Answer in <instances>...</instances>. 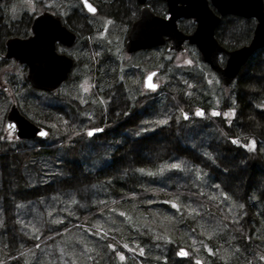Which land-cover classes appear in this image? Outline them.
I'll use <instances>...</instances> for the list:
<instances>
[{
	"label": "trees",
	"instance_id": "16d2710c",
	"mask_svg": "<svg viewBox=\"0 0 264 264\" xmlns=\"http://www.w3.org/2000/svg\"><path fill=\"white\" fill-rule=\"evenodd\" d=\"M113 2L117 3L115 0ZM120 2L119 5L113 4L111 6L112 9L117 15L128 16L130 9L128 0H120ZM64 10H67L66 6H64ZM166 10L167 8L164 4V8L160 6L155 11L162 13ZM5 12L6 9H4V16L1 20L4 25H7L5 22H29L25 29L18 28L16 30L10 26L11 35L4 34L3 29L0 32V60L8 62L9 60L5 59L6 57L2 59L4 53L6 54L3 38L5 36H8L7 38L12 36L25 37L30 33L32 18L11 20L6 17ZM232 19L234 22L231 23ZM180 22L181 28L186 32H191L195 26L192 19H183ZM97 23L104 28L101 33L104 36L108 29L107 26L104 25V22ZM255 25L256 20L254 18L246 19L227 15L222 18L216 31V37L225 47L230 49L238 48L250 41ZM74 32H76V29ZM118 38L120 37L118 36ZM86 46L93 49L91 43L86 44ZM75 50L68 49L66 53L72 55L78 62ZM142 54L150 55V58H143V61H145L143 62L144 65H148L150 68L158 65L157 60L154 61V57H151V51L145 50ZM80 56L82 57V55ZM101 58L99 54L94 62L101 60ZM133 62L128 63V65L131 66ZM78 66L79 64L76 66L68 83L70 80L82 77V72L79 76L75 74V71L78 72L80 70ZM207 66L204 65L206 69L211 70ZM246 66L249 68L248 71L240 74L231 84L228 97L222 96V98H219V96L215 95L219 99L217 101L213 95L214 89L210 88L205 81L204 72H201L203 76L194 71L196 75L189 71H186V73L179 71V74L171 65L168 85L162 86L154 95L142 96L136 92L137 90L139 91V88L135 90L131 86L132 83L135 86L140 83L133 81V77L137 76L136 74H141L138 70H133V74L128 73L125 75V81L119 82L120 77L115 69L110 70L108 68L107 70L96 62L93 68L89 67V70L86 63V70L88 69L87 72L92 75L91 77L95 81L94 92L87 98L89 99V104L93 106L91 110H84L80 105L71 102V99L77 100L78 96L71 94L70 97L61 99L62 95L60 92L62 93V90H60L58 95L54 96L34 89L25 79V82H22L9 78L10 85L2 86L3 80L1 77L5 74L1 72L0 137H5L4 122L1 114L2 110H4L2 105H5L6 100H11L12 103L16 102L20 111L31 121L41 124L40 119L46 120L49 118L52 121L51 125H55L57 130L62 132L61 135H56L49 128L52 132L50 138L44 143L17 140L14 137L12 140L7 135L6 139H10L12 148L8 146L10 145L9 142L7 145L3 139H0V157L5 155L14 164V168L11 169L14 187L19 192L29 187L31 193H35L42 182H46V184L40 187H51V182H54L53 189L55 188L58 193L59 191L63 194L67 192L66 197L68 199L73 198L72 200L76 201L79 198L81 201L82 198H86L85 194L87 193L89 198L85 207L76 208L73 212V215L77 218L71 217L62 226H59L58 218L53 223L50 219L55 213L53 209L59 205V200H56L59 197L57 193L54 194L51 191L46 195L40 196L38 202L34 199H30L27 202L21 200L17 202L15 213L21 208H28L29 212L25 214L27 218H24L25 222L22 225L20 218L17 219L18 221L12 219V226L17 232L16 235L19 236L13 242L11 239L16 237V235L5 232L6 218L3 213V218L0 221V264H36V258L32 259L33 256L30 254L38 249L41 250L45 245L60 238L67 231L73 230L77 221H81L84 223L83 225H88L92 218L100 212H119L122 210L135 217H133V224L117 225L115 231L106 236L101 242H93L96 245L97 252L95 256L91 257L92 263L96 264L97 260L105 256L104 264H164L166 262V253L171 250V253L175 252L177 258L185 260L187 264H196L197 261H200L199 259L203 261V264H248L249 260V264H264V259H262L264 257V197L258 196L257 193L252 194L253 197L255 196L251 199L253 214H250L248 208L243 204V211L247 213V222L253 228L250 230L246 221L241 222L242 224L233 221L232 212L229 211L233 207L227 205L228 202L225 201V197L218 199L213 195L210 196L208 192L206 193L200 189L201 186L194 185V178L183 180L180 175L182 174L180 168L172 169L168 167L171 164H177L176 157L175 159L172 158L173 162L164 163L165 169L162 170L160 162H155L153 158L151 159L142 153H136L135 156L131 157L130 153H128L127 158L129 159L127 161H130V167L126 165L124 170L112 168L108 170L107 168L112 154L118 153L125 145L142 141L141 146H144L147 140L151 141L150 143H156L157 140L151 139L149 135L168 129L167 131L170 133L176 132L183 144L192 146V144L198 143V149H205L206 152H208L210 142L215 140L220 141V145L223 148L238 150V152L241 150L232 144L231 137L239 136L245 140H254L257 142V149L248 154L250 157L248 162L249 165H255L258 170H264V48L257 51ZM86 70L84 69V72ZM129 75H131V79ZM197 75L198 84L196 83L194 87H189L192 83L195 84L193 79ZM11 80H14V82H11ZM121 83L123 84L121 85ZM221 89L223 87L219 85V90ZM216 90L218 92L217 87ZM9 94L11 97H8ZM34 95L38 96L37 98H39L43 106L37 105L36 101L38 100L35 99ZM120 97L123 103L122 117L108 120L106 110L109 111V108L113 109L115 107L114 104L117 103L116 101ZM16 99L18 100L16 101ZM54 99L64 104L65 114L64 112L57 113L49 107V104H55L56 101ZM237 99L240 103L235 104L238 108L240 119L238 118L235 121V128H231L228 121L222 118V115L213 116L209 114L212 109L219 107L215 105L216 101L219 105L221 104L220 108L222 111L228 102ZM205 100L214 103L206 105L207 101ZM19 102L30 108L29 114L25 107L19 105ZM105 104L108 105V108ZM145 106L150 108V114L144 115V119L138 121L132 127L126 126L127 131L123 130L126 135H121L119 132L116 137L107 136V134L112 133L110 132L111 129L114 130L120 122L127 120L133 114L142 112ZM202 109L205 110L204 119L196 115V112ZM88 111L93 116L91 121H87L89 117ZM32 112L35 116L32 115ZM184 114H187L189 119L185 120L183 118ZM64 118L66 122L68 120L67 123L63 122ZM161 120H167L168 123L160 125L158 122ZM242 126H248V129L243 130ZM88 129L99 130L98 134L101 135V138L97 140L93 139V137L89 138L87 136ZM101 129H103L102 132ZM126 136H129L131 141L133 140L132 143L128 142ZM28 144L35 145L30 146ZM120 145H122L121 148ZM195 148H197L196 144ZM102 152L109 156L108 160L104 159V157L102 158ZM57 160H61L58 165H60L59 167L65 166L66 171L69 170V166L66 165L69 162L78 164V172L73 177H76L78 181L82 180V182L84 179L85 184L81 182L72 183L66 177L63 179L58 177L55 181L49 179L48 177H53L49 173L54 166L49 168L48 164L50 161L56 163ZM42 161L44 162L41 163ZM88 162H90V165L86 166L85 164H88ZM96 164L101 165L95 166ZM188 164L193 169L190 161ZM56 168L58 167L56 166ZM238 170L236 171L237 173L242 171V169ZM1 175L0 171V179L2 178ZM234 177L236 176L234 175ZM178 178L182 181L178 182ZM0 183L2 184L1 180ZM89 190L92 193H89ZM95 193L96 199L94 198ZM154 197L158 198L153 199ZM3 198L2 186L0 185V202ZM150 198H152V201H149ZM187 198L198 205V210L196 212L192 211L193 214L181 206L179 202L180 199L185 200ZM3 204L4 201L3 203L1 202L0 209L5 211ZM173 205L176 206L173 207ZM203 220L213 223L217 227L215 237L214 235L213 237L207 235L208 226L202 222ZM146 236L149 237V241H147L148 237ZM254 236L256 239H254ZM138 237L141 238L140 242L135 241ZM247 237H250L249 241H246ZM229 238L231 240L230 246L238 249H245L246 246L251 245L255 255L247 250L246 253L242 252L239 258L234 259V261H226L221 254L224 248L223 243L228 242ZM85 243L91 245L92 242L84 239ZM109 245H112V247H109ZM125 245L129 248L124 247ZM195 245H201V247L196 249ZM180 249L187 251L188 256H179L178 251ZM120 254L124 256L123 260H121ZM207 257L209 258V263L207 262Z\"/></svg>",
	"mask_w": 264,
	"mask_h": 264
},
{
	"label": "rangeland",
	"instance_id": "374dc122",
	"mask_svg": "<svg viewBox=\"0 0 264 264\" xmlns=\"http://www.w3.org/2000/svg\"><path fill=\"white\" fill-rule=\"evenodd\" d=\"M102 1L103 0H94L96 4L98 5L101 4L102 11H100L99 13L95 15L90 14L89 19H91V22H83L84 18L81 12L86 13V11L81 8V4L79 3L78 0H9V1L0 3V32L3 29L4 34H7V35L12 34L11 31L9 30L10 26L16 30L18 28L25 29L27 25H29V22H5L7 23V25H4L3 24L4 22H1L2 17L4 16L3 14L4 9H6V12H5L6 17H8V19H11V20H18V19L25 20L26 18L28 17L30 18L35 13L41 12L45 10L46 8H52L59 14H60V11H64L67 14H70L73 10L76 11L78 18L80 20L74 16L73 19L75 20L77 19L78 22L77 21L70 22V24L73 26L74 30L76 29V32L80 35V39H81L77 43H75L74 47H76L75 55L77 56V59L79 62V63L77 62V65L79 64L78 67L80 69L78 72L75 71V74L79 76L80 73L82 72V77L70 80L69 83L67 82L68 83L67 85L61 87L60 90H62V93L60 92V94L62 95L61 99H64L65 97H70L71 94L78 96L79 98H76L77 100L71 99L72 100L71 102H73L74 104L80 105V107H83L84 110H91L93 107L92 104H89V99L87 98L90 97V95H92L94 92L95 81H93L91 77L92 75H90V73H88L87 71L88 69L90 70L89 67L93 68L96 62H98V64H100L102 67L106 68L107 70L108 68H110V70L115 69L120 77L119 82H123L125 81V75H127L128 73L133 74L134 72V71L132 72V70L129 69L130 65H128V63L135 61L136 62L135 68H137V70L141 74L139 78L136 76L135 78L133 77V81H138L140 83L139 85H136V86L134 83H132L131 86L135 90L139 88V91L137 90L136 92H138L141 95H145V96H149L153 92L148 91L144 88V85H143L144 75L148 72L156 71V69H160L161 67L160 64H158L157 66L151 69L148 65H144L143 62L145 61H143V58H150V55L142 54V52L145 50L136 52L137 53L136 55L134 54L129 55L127 53L125 55L123 52L124 38L130 27L129 23L132 22L133 19H136L138 17L137 7L135 6L134 1L128 0V4H129L128 7H130L128 16H121L122 14L117 15L115 13L114 9H112L111 7L114 4L113 2L114 0H106L110 3H106V1L104 0L103 1L104 5ZM119 3L120 2L118 0V5ZM64 6L67 7L66 11L64 10ZM60 15L62 16V14ZM102 18L105 19L104 25H106L108 28L104 36L101 35V33L104 31V28L100 27L98 23L94 21V20H98ZM116 19H118L119 22L114 21ZM232 22H234L233 19L231 20V23ZM118 36L120 38H118ZM7 37L8 36H5L3 38L4 43H5V40L8 39ZM90 43L93 46V49L87 48L86 44H90ZM84 45L85 47L83 48ZM71 48L72 47L69 48V47H65L61 45L60 51L66 52L68 49H71ZM99 54L102 57L101 60L99 61L96 60V62H94L96 56H98ZM80 55H82V57ZM172 55L173 56H171V60L168 58H165L164 60L165 62H168V65H167L168 67H166L165 70L163 71L161 70L162 72L160 71L158 76H156L155 78V81H157L160 84V86L168 85L170 81V68H171L170 66L172 65V67H174V70L177 71V73H179V71L185 72V73L186 71H189L193 75H196L194 72L198 74H202L201 72H204L205 73L204 77H205V81L207 85L210 88L214 89V92H213L214 98H216L217 101L219 99L215 95L219 96V98L220 97L222 98L223 95L219 94L221 91L219 90V85L220 87H222L221 80L218 79L217 75H215L211 70H209L208 68L206 69L204 67V65L206 64L201 61L199 57L200 53L198 52L196 48L193 49V47L191 48L188 47L186 52H179V53L177 52ZM152 56L154 57V61L160 60L159 52L158 54L157 53L155 54V56H157L155 57L154 52L151 51V57ZM4 58H5V53H4V56H2V59ZM7 60L9 61L7 62L6 60H0V63L2 64L0 66V73L3 72L5 74L3 77H1L3 80L2 86L10 85L9 78H14L15 80L17 79V81L25 82L24 79L27 80L26 74L28 72L27 65L21 64L17 59H13V58L7 59ZM86 63L88 65L87 70H86ZM19 66H22V67H19ZM84 69L86 70L85 72H84ZM248 69L249 68L247 66L243 67L240 73L238 74V76L242 73H246ZM9 75H11V77H9ZM130 76L131 75H129V78ZM194 78L195 79H193V82L195 84L192 83V85H190L189 87L191 86L194 87L196 83L198 84L199 82L197 80L198 75L195 76ZM11 82H14V80H11ZM216 87L218 88V92L216 90ZM8 97H11V95L9 94ZM34 97L35 99L38 100L36 101L37 105L38 104L42 105L39 101V98H37L38 96L34 95ZM17 100L18 99H16V101ZM54 101H56L55 104H52V105L49 104V107L54 109L55 112L57 113L64 112L65 114L66 109L63 106L64 104L55 99ZM217 101L215 102V105H218L219 107L212 109L209 113L210 115H213V116L222 115V118L226 120H230L232 117L235 116V111H232L229 108H226L221 111L220 110L221 104L219 105ZM213 103L208 102V104L210 105H212ZM11 105H12V101L6 100L5 105L4 106L2 105L4 110H2V114H1V116L3 117L2 121L4 122V129H5L4 131L6 132L3 140L5 141L7 145L9 142L10 145L8 146H10V148H12L13 146L11 145L9 141L10 139H6L7 137L6 134L8 130L6 127L5 119H6V115ZM19 105L21 107H25V104L22 102L21 103L19 102ZM105 105L108 108V105L107 104ZM114 106L115 107L113 109L109 108V111L106 110L107 115H108V120H111L110 118L122 117L121 110L123 106L119 104L118 102L115 103ZM25 109L28 111V114H29L30 108L25 107ZM150 111H151L150 108L148 106H145L142 109V112L140 113L137 112L133 114L127 120L125 121L123 120L122 123L120 122L114 130L111 129L110 132L112 133L109 132L110 134H107V136L116 137L117 136L116 134L119 132L121 133V135H126V132L123 131V130L127 131L126 126L132 127L138 121L143 120L144 115H149ZM88 114H89V117L87 121H91V118L93 116L91 112H89ZM32 115L35 116L33 112H32ZM65 121L66 119L64 118L63 122ZM51 122L52 121L51 119L49 120V118L46 120L40 119V123H41L40 125H43L47 128H51V130H53L56 133V135L58 134L61 135L62 132L57 130L56 127H53L51 125ZM247 129H248V126L243 128V130H247ZM93 130H96V129H93ZM102 130L103 129H101V132ZM167 130L168 129L163 130V132L159 131L157 133H153V135H149L151 139L152 138L156 139L157 142L150 143L151 141L149 142L148 140L147 141L145 140L146 142L144 146H141L142 141H139L133 144L132 143L133 140L131 141L129 136H126V138L128 139V142L132 144L125 145L126 148L120 145V148L122 147L121 150L116 154H112L110 158L111 160L110 164L109 166H107L108 170L110 168L116 169V170H122V169L124 170L126 165L130 167L131 165L129 163L130 161H127V159H129L127 158L128 153H130L131 157L135 156L136 153L145 154L151 159L153 158L155 162L156 161L160 162V166L162 170L165 169L164 167L165 165H163L164 163H169L170 161L173 162L174 160H172V158L175 159L176 157V162L177 164L180 165V171H182V174L180 175H181V178H183V180L188 179V178H194L193 180L195 183L194 185L197 184L201 186L200 189H202L206 193L208 192L210 196L213 195L218 199H222L221 197L223 198L225 197L224 198L225 201L228 202L227 205L234 208V209L232 208L229 210L230 212H232L231 216L233 218V221L240 222V223L241 222L243 223L244 221H246V223L249 226L248 228L250 230L253 229L251 227V224L247 222V219H246L247 213L243 211V208H244L243 204L248 208L249 213L253 214L251 210V204H252L251 199L254 198L255 196L253 197L252 194L257 193L258 196L264 197V170L260 169L261 170L260 171L256 168L255 165H252V164L249 165V162H248L250 158L248 154H250V152L257 149V142L254 140H245L243 138H240L239 136H235V140L239 141V143H233V144L237 146V148H239L241 151L238 152V150L232 151V150L223 148L220 145V141L215 140V141L210 142L209 147H208V152H206L205 149H202V150L198 149V143H194L192 144V146H187L183 144L180 141L181 138L176 134V132L173 131V133H170ZM98 133L99 131L96 132V135L93 137V139L97 140L101 138V135ZM11 139L13 140L12 133H11ZM35 141H37L38 143H44L47 141V139L45 140L38 139ZM253 142H255L254 145H253ZM195 144L197 148H195ZM28 145L31 146L35 144H28ZM101 154H102L101 155L102 158L104 157V159L106 160L109 159V156L107 154H104L103 152ZM124 158H126V160H124ZM189 161L192 163L193 169L190 168L191 166L188 164ZM43 162L44 161H42L41 163ZM58 163H61V160H57L56 163H52L51 161L49 162L48 164L49 168H52L54 166L51 172L49 173V175L53 177L52 178L48 177L49 179H52V181H55V179L58 177H60L61 179L66 177L69 179V181H72V183L77 184V182H81L82 184H85L84 179L82 182V180L78 181L76 177H73L77 174L76 172H78V169H79L78 164L73 163V162H69L68 164H66L67 166H69V170L71 171L70 172L69 170L66 171L65 166L59 167L60 165H58ZM150 164H152V162H150ZM85 165L86 166L90 165V162H88V164H85ZM100 165L101 164H96L95 166H100ZM56 166L59 169L56 168ZM12 168H14V164L13 162H10L9 157H6L5 155L1 156L0 157V171L2 173L1 175L2 178L0 180L2 181V184L0 183V185L2 186V195L4 197L3 199H1V202L3 203L4 201L3 205L6 207V211L8 214L4 211V209L3 210L0 209L1 210L0 221L2 220L3 213H4L5 218H6L5 219L6 221L5 223L6 231L5 232L15 234V235L17 234L15 228L12 226L13 224L12 219L14 220L15 218L17 220L25 212V209L21 208V210L19 209V211H16L17 213H15V209L17 208L16 207L17 202H19L20 200L27 202L30 199H34L36 202H38L40 196L46 195L51 191L54 194L57 193L59 197L56 200H59V205L57 208L53 209L55 213H53V216H51L50 219H51V222L53 223L54 220L58 218V223L60 224L59 226H62V224L70 220L71 217L77 218L73 215V212L76 210V208L81 209L85 207L87 204L86 201L89 198L88 193L85 194L86 198H82L81 201L79 198H77L75 203H73V200H72L73 198L68 199V197H66V193H67L66 191H65L66 193L63 194V193H60V191L58 193V191L55 188L53 189L54 182H51L52 183L51 187H40L46 184V182H42V184L39 186L38 191H35V193H31V190L29 189V187L24 188L21 192H19V190L16 189L12 183V178H11V174L13 175L11 171ZM238 169H242V171L240 173L239 172L237 173L236 171ZM234 175L236 177H234ZM179 181H182V180L178 178V182ZM87 184H90V183H87ZM217 185H219V187H217ZM10 190H13V191H10ZM88 192L92 193L90 190ZM94 198L96 199V193L94 195ZM157 198L158 197H154L153 199H157ZM60 200L62 201L60 202ZM149 201H152V198H150ZM179 202L181 206H183L184 208H186V210H189L190 212L192 211L196 212V210H198V205L195 202L191 201L189 198L185 200L180 199ZM96 216L92 218V220L90 221L88 225H83L84 223H82L81 221H77L76 227H74L73 230L67 231L60 238L45 245L43 248H41V250L38 249L37 251L31 253L30 255L33 256L32 259L33 258L37 259V260L35 259L36 264H90V263L94 264L91 262L92 261L91 257L95 256L97 251H96V245H94L93 242L95 241L101 242L103 239L106 238V236L112 234L115 231V227L117 225H121V226H123L124 224L131 225L134 222L133 221L134 216H131L130 213H127L123 210L119 212L118 211L117 212L103 211V212H100ZM202 222L208 226L207 235L209 237H213L214 235L215 237V234L217 233V229H216L217 227L213 223H209L208 221L205 222L203 220ZM263 227H264V224H263ZM15 238H19V236L16 235V237L12 238L11 241L12 242L15 241ZM84 239H87L88 241L91 240L92 242L91 245L87 243L84 244ZM249 239L250 237H247L246 241L247 240L249 241ZM254 239H256V237ZM135 241L140 242L141 238L138 237L135 239ZM147 241H149V237ZM230 241L231 240L229 238L228 242L223 243L224 248H223L221 256L224 259H226V261L228 260H230V262L234 261V259L239 258L242 252L246 253L247 250L250 253H253L252 251L253 247L251 245L246 246L247 249L246 248L238 249V248L230 246L231 244ZM201 245H195V248L196 249L200 248ZM199 252L201 253V251ZM253 254L255 255V253ZM119 256L121 257L122 254H120ZM104 259H105V256H102V258L97 260L95 263L104 264V261H105ZM199 260H200L199 261L200 264H203V261L201 259ZM165 261L166 262L164 264H187L185 260L183 261L182 259H178L177 256L175 255V252L171 253V250H169L166 253ZM207 262L209 263L208 257H207ZM249 263H250V260L248 261V264Z\"/></svg>",
	"mask_w": 264,
	"mask_h": 264
},
{
	"label": "water",
	"instance_id": "95a60500",
	"mask_svg": "<svg viewBox=\"0 0 264 264\" xmlns=\"http://www.w3.org/2000/svg\"><path fill=\"white\" fill-rule=\"evenodd\" d=\"M4 1V0H0ZM146 4L147 0H138ZM168 16L163 17L145 6L141 17L133 23L126 40V50L129 53L148 49L171 41L170 50H185L183 43L194 44L200 52L201 60L208 63L220 76L224 86L228 87L238 76L249 59L264 48V0H165ZM85 7L90 4L84 0ZM88 9V8H87ZM93 13V12H92ZM226 15H236L256 19V26L249 43L228 49L215 36L216 28ZM182 18L193 19L196 28L191 33H185L178 26ZM32 34L27 38L10 37L5 43L8 59H17L28 67L27 79L38 90L56 95L60 85L66 81L75 66V60L65 53L57 51L58 43L66 46L74 45L78 35L69 30L59 16L52 10H45L33 18ZM225 59V65L220 63V57ZM156 71L145 76V87L156 90L158 82L154 80ZM154 83L156 88H149ZM6 127L18 139H40L49 137L47 127L37 124L27 118L13 103L6 115ZM13 127L10 128L9 125ZM41 131L47 132L41 136Z\"/></svg>",
	"mask_w": 264,
	"mask_h": 264
},
{
	"label": "flooded vegetation",
	"instance_id": "af4514ba",
	"mask_svg": "<svg viewBox=\"0 0 264 264\" xmlns=\"http://www.w3.org/2000/svg\"><path fill=\"white\" fill-rule=\"evenodd\" d=\"M79 1V3L81 4V8L82 9H84L85 11H86V13H83V12H81L82 13V16H83V18H84V21L83 22H91V19H89V15L91 14V15H95V14H97V13H99L100 11H102V6H101V4L100 5H98V4H96L94 1H92V3L95 5V7H96V12L95 13H90L89 11H87V9L85 8V5H84V0H78ZM104 1V0H103ZM102 1V2H103ZM106 1V0H105ZM115 1H117V3H114V4H118V0H115ZM119 2H120V0H119ZM157 2V3H156ZM106 3H110V2H108V1H106ZM121 3V2H120ZM119 3V4H120ZM134 3H135V6L137 7V15H138V17L136 18V19H133V21L132 22H130L129 24H130V27H129V30H130V28H131V26L133 25V23L134 22H136L140 17H141V14H142V10H143V8L147 5V6H149L150 7V9H152L157 15H160V16H163V17H165V16H167V10L165 11V12H162V13H157L155 10H158V8H160V6L162 7V8H164V4H165V6H166V8H167V5H166V2L164 1V0H147V2H146V4H141L138 0H134ZM103 5H104V2H103ZM46 9H49V8H46ZM44 11V10H43ZM60 14H62V16H64V17H62L61 15H59L61 18H62V20H63V23H64V25H66L70 30H72V31H74V28H73V26L70 24V22H78V20L77 19H79L78 18V15H77V13H76V11H72L70 14H67L66 12H64V11H60ZM58 15V14H57ZM74 16L75 17H77V19L75 20V19H73L74 18ZM64 18V19H63ZM32 20H33V18H32ZM80 20V19H79ZM94 21H96V22H105V19H98V20H94ZM114 21H117V22H119L118 21V19H116V20H114ZM106 22H108V21H106ZM181 23V22H180ZM194 23V28L191 30V32L192 31H194V29H195V27H196V24H195V22H193ZM32 24V23H31ZM129 30H128V32H129ZM31 31V27H30V29H29V32ZM78 31V30H77ZM79 32V31H78ZM128 32H127V34H128ZM31 34V32L29 33V34H27L25 37H28L29 35ZM126 42V36H125V38H124V43ZM77 43V42H76ZM61 45H63V46H65V47H69V46H66V45H64V44H62V43H58V47H57V51L59 52V53H64V52H62V51H60V46ZM75 45V44H74ZM74 45H72V46H70V47H72L71 49H74L75 50V48L76 47H74ZM170 46H171V41H167L166 43H164V44H162V45H158V46H155V47H152V48H148V49H146V50H148V51H153L154 52V56H155V54L157 53L158 54V52L160 53V57H159V59L160 60H157V62H158V64H160V69H156V75H155V78H156V76H158V74H159V72L162 70H165V68L166 67H168L167 65H168V62H165L164 60H165V58H168V59H170L171 60V56H173L172 54H175V53H179V52H186L187 51V48L188 47H193V49L194 48H196L197 49V47L195 46V45H192L191 43H189L188 41H185L184 42V44H183V46H184V48H185V50L184 51H182V50H180V51H177V50H170L169 48H170ZM69 47V48H70ZM71 49H69V50H71ZM162 51V52H161ZM123 52H124V54L126 55V53H127V51H126V47H125V44L123 45ZM137 52H139V51H137ZM128 54V53H127ZM137 53L135 52L134 53V55H136ZM67 55L68 56H70V57H72V58H74L72 55H69L68 53H67ZM129 55H132V54H129ZM155 57H157V56H155ZM159 61H161V62H159ZM164 62V63H163ZM224 62V60H223V58L221 59V63H223ZM135 61L133 62V64L129 67V69H131L132 70V72H133V70H137V68H135ZM75 65H77L76 64V62H75ZM246 66V65H245ZM244 66V67H245ZM152 69V68H151ZM28 70V69H27ZM213 70V69H212ZM161 71V72H162ZM215 71L213 70V73H214ZM149 73V72H148ZM148 73H146L145 75H144V78H143V85H144V88H145V83H144V81H145V76L148 74ZM216 73V72H215ZM214 73V74H215ZM27 75H28V72H27V74H26V79H27ZM137 76L136 77H139L140 76V74L138 75V74H136ZM215 75H217V73L215 74ZM217 77H218V79H220L219 78V76L217 75ZM122 84V83H121ZM222 84V83H221ZM229 89H230V87L229 88H226V87H224L223 86V89H221V91H220V94L221 95H223V96H227L228 97V95H229ZM142 96H145V95H142ZM205 101H207V100H205ZM116 102H118L119 104H123L122 103V98L120 97ZM235 103H240L239 102V100L237 99V100H235V101H230V102H228L227 104H226V106H225V108L224 109H226V108H229L230 110H232V111H235V116L234 117H232L230 120H227L228 121V123H229V125H230V127L231 128H235L236 126H235V121L236 120H238V118L240 119V114L238 113V108L236 107V104ZM206 105H208V103L206 104ZM220 110H221V108H220ZM202 111H203V114L205 113V110L204 109H202ZM201 118H205V117H203V115L202 116H200ZM231 123V124H230ZM242 128H245V126H242ZM6 133V132H5ZM8 133H10L9 131L7 132V134L6 135H9ZM157 133V132H156ZM241 138V137H240ZM233 140H235V137H231V142L233 141ZM233 144V143H232ZM234 145V144H233ZM235 146V145H234ZM237 147V146H236ZM232 150V149H231ZM232 151H234V150H232Z\"/></svg>",
	"mask_w": 264,
	"mask_h": 264
},
{
	"label": "snow or ice",
	"instance_id": "6c2138e0",
	"mask_svg": "<svg viewBox=\"0 0 264 264\" xmlns=\"http://www.w3.org/2000/svg\"><path fill=\"white\" fill-rule=\"evenodd\" d=\"M87 8H88V10H89L90 12H95V9H94L90 4L87 5ZM189 63H190V61H189ZM148 86H149V88H156V87H157V85H155L154 83H150ZM196 115H197V116H202V115H203V111H202V110H201V111H197V112H196ZM183 118H184L185 120L189 119V117H188L187 114H184V117H183ZM65 123H67V122L65 121ZM158 123H159L160 125H165V124L168 123V121H167V120H161V121H159ZM9 127L12 128L13 126L10 124ZM53 127H55V125H53ZM97 131H99V130L89 129V130L87 131V136H88L89 138L94 137V136L96 135V132H97ZM39 134H40L41 136H46V135H47V132H45V131H41ZM9 138H11V133H9ZM0 139H4V138H3V137H0ZM232 143H239V141L233 140ZM254 144H255V142H253V145H254ZM168 167H170V168H172V169H178V168H180V165H179V164H171V165H169ZM217 187H219V185H217ZM73 203H75V201H73ZM175 206H176V205H173V207H175ZM241 207H242V206H241ZM109 247H112V245H109ZM124 247H127V245H125ZM178 255L181 256V257H187V256H188V252L185 251L184 249H180ZM120 258H121V260H123V259H124V256L122 255ZM262 259H264V257H262ZM196 264H200V262L197 261Z\"/></svg>",
	"mask_w": 264,
	"mask_h": 264
},
{
	"label": "crops",
	"instance_id": "0c3cea01",
	"mask_svg": "<svg viewBox=\"0 0 264 264\" xmlns=\"http://www.w3.org/2000/svg\"><path fill=\"white\" fill-rule=\"evenodd\" d=\"M5 212L7 213V211H6V207H5ZM28 212H29V209L28 208H26L25 209V212H24V214L23 215H21L20 216V223H21V225L25 222V217L27 218V215H25V214H28ZM15 219V218H14ZM18 221V220H17Z\"/></svg>",
	"mask_w": 264,
	"mask_h": 264
},
{
	"label": "bare ground",
	"instance_id": "6f19581e",
	"mask_svg": "<svg viewBox=\"0 0 264 264\" xmlns=\"http://www.w3.org/2000/svg\"><path fill=\"white\" fill-rule=\"evenodd\" d=\"M125 44V47H126V42L124 43ZM172 50H176V49H172ZM127 51V50H126ZM127 53L128 54H134L135 52H132V53H129L128 51H127ZM76 67V65L74 66V68Z\"/></svg>",
	"mask_w": 264,
	"mask_h": 264
}]
</instances>
